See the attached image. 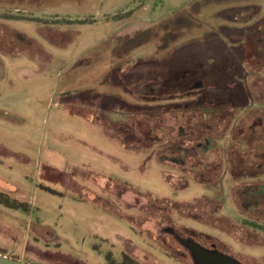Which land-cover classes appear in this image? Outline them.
<instances>
[{
	"label": "rangeland",
	"instance_id": "1",
	"mask_svg": "<svg viewBox=\"0 0 264 264\" xmlns=\"http://www.w3.org/2000/svg\"><path fill=\"white\" fill-rule=\"evenodd\" d=\"M260 186L264 0H0V254L264 264Z\"/></svg>",
	"mask_w": 264,
	"mask_h": 264
},
{
	"label": "water",
	"instance_id": "2",
	"mask_svg": "<svg viewBox=\"0 0 264 264\" xmlns=\"http://www.w3.org/2000/svg\"><path fill=\"white\" fill-rule=\"evenodd\" d=\"M186 246L193 251L198 264H240L237 260L224 256L220 252L210 251L196 243L187 242ZM0 264H31L22 260H15L0 254Z\"/></svg>",
	"mask_w": 264,
	"mask_h": 264
},
{
	"label": "trees",
	"instance_id": "3",
	"mask_svg": "<svg viewBox=\"0 0 264 264\" xmlns=\"http://www.w3.org/2000/svg\"><path fill=\"white\" fill-rule=\"evenodd\" d=\"M260 187H264V186H260ZM0 204L1 205H4L5 207L13 208V209L20 208V204H18L17 202L11 200L7 195H5L2 192H0ZM261 215H263V214L261 213ZM255 221L259 222L256 219H255ZM247 222L244 221L243 223L245 224ZM257 222H252V223H253V225L260 226ZM261 227L264 228L263 226H261ZM105 260L108 262V264H141L139 261H137L136 259L132 258L131 256H129L127 254H123L122 255V261L121 262H118L113 257V255L111 253H107L105 255Z\"/></svg>",
	"mask_w": 264,
	"mask_h": 264
},
{
	"label": "flooded vegetation",
	"instance_id": "4",
	"mask_svg": "<svg viewBox=\"0 0 264 264\" xmlns=\"http://www.w3.org/2000/svg\"><path fill=\"white\" fill-rule=\"evenodd\" d=\"M189 242H193V243H195L194 241H192V240H190ZM209 250H211V249H209Z\"/></svg>",
	"mask_w": 264,
	"mask_h": 264
}]
</instances>
